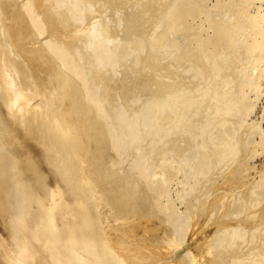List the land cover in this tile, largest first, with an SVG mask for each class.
Instances as JSON below:
<instances>
[{
  "label": "bare ground",
  "instance_id": "bare-ground-1",
  "mask_svg": "<svg viewBox=\"0 0 264 264\" xmlns=\"http://www.w3.org/2000/svg\"><path fill=\"white\" fill-rule=\"evenodd\" d=\"M255 1L259 5L254 9ZM45 2L46 12L34 20L37 33L47 23L61 22L63 31L72 32L74 42L70 48H62L52 40L43 45L47 52L31 47L32 39L22 41L21 34L15 33L6 21L10 5L1 6L0 51L5 48L6 56L12 50L23 55V66L13 61L9 65L29 78L30 83L22 78V85L28 86L30 92L15 96L21 89L13 84L12 91H7L3 82L10 86L12 78L1 68L0 264H125L123 258L129 256H124L121 236L134 205L131 199L130 210L125 206L116 212L108 208L100 195L102 187L97 183L94 188L91 182L97 177L95 171L107 168L104 176H108L109 166L117 164L113 157H106L110 156V148L119 155L127 147L132 152L130 174L150 181L151 189L152 177L168 184L178 179L176 198L194 196L203 203L200 196L204 193L199 190L205 183H209L205 189H210L231 166L236 169L232 176L241 171V158L251 153L247 144L257 126L253 122L246 124L245 118L253 111L263 76L264 0H214L209 6L208 0ZM25 6L33 8L30 0ZM123 6L131 12L122 14ZM167 57L175 67L181 61V85L145 76L141 79L144 91L136 93L132 84L121 85L113 97H98L82 68L85 63L93 70L99 77V86L101 79L117 76L122 62L135 66L144 60L161 68V61ZM147 63L143 62L145 67ZM168 64L163 66L167 68ZM167 74L170 75L164 76ZM50 80L59 90L40 95L50 107L46 116L42 104L30 108L28 100L39 87L42 91L47 87L52 93L53 88L46 82ZM81 93L84 103L80 101ZM252 93L253 99L249 98ZM86 102L91 106L87 114L93 132L84 129L83 133H91L87 138L82 134L87 140L82 147L78 140L81 133L68 131L73 144L66 145L53 130L60 122L59 131L68 129L73 111L82 123L81 111ZM126 158L123 156L122 161ZM190 175L194 177L191 186ZM227 179L234 180L230 176ZM262 187L264 170L256 183L247 185L242 197L221 203L227 219L217 222L222 226V235L213 238L208 248L223 240L228 259L216 258L208 251L211 257L205 264H264V200L255 196H262ZM160 197L159 194L158 202ZM169 206L176 208L174 199H169ZM191 207L194 205L186 206L184 218L175 215L177 229L185 236L192 226ZM203 214L197 219L207 218L208 213ZM238 214L242 217L232 218ZM168 243L178 246L179 236L174 235ZM242 243L251 245L244 252L236 251ZM239 258L246 261L242 263Z\"/></svg>",
  "mask_w": 264,
  "mask_h": 264
},
{
  "label": "rangeland",
  "instance_id": "rangeland-1",
  "mask_svg": "<svg viewBox=\"0 0 264 264\" xmlns=\"http://www.w3.org/2000/svg\"><path fill=\"white\" fill-rule=\"evenodd\" d=\"M28 1L29 0H0V8H1L0 15L2 14V10H3L1 6L10 5L9 7L11 9V12L9 13V18H7L6 21L13 26L15 33L21 34L22 41L23 40L25 42L28 41L27 38L32 39V42L30 44L31 47L34 48L40 47L44 50V46H43L44 43L48 40H52L54 44L62 48L63 47L70 48L72 46L71 43L74 42L71 40L72 32L68 33V31L66 32L63 31L61 29L62 26H60L61 23L60 21L59 24L55 22L52 23L54 25H52L51 23L45 24V27L43 26L41 29V33L40 34L37 33L36 31L37 26H35L34 20L37 21L38 17L41 18V14L44 13L43 11L46 12V8H45L46 2L45 0H30L33 8L29 9L25 6V4ZM212 2H214V0H208V6ZM258 5L259 2L255 1L254 9ZM125 7L126 6H123L121 8L119 7L122 14L128 12L130 13L132 9H130L129 7L128 8ZM124 8L126 10H124ZM108 12L109 11L107 10V14H109ZM4 49L3 51L2 50L0 51V70L1 68H4L5 71L8 73V77H10V79L12 78L10 86L7 83L3 82L4 88L7 91H12L13 89L12 84H13V87L15 85L20 86L19 88L21 89V92L17 91L18 93L16 92L15 96H22L23 94L29 95L30 90L28 86L22 85L24 84L23 79L26 82L30 83L29 78L24 77L23 73L18 74L11 68V65H9V63L13 61L23 66L24 64L23 55L20 53V51L18 52L12 50L13 53H9V55L6 56ZM51 56L54 57V55ZM35 57L36 56H34V59ZM189 57L191 58V56ZM9 58H11V60L8 62ZM169 58L170 57H167L166 59L168 61H166L165 58L161 61L163 62L161 64L162 66L160 65L161 68L158 67L159 66L158 64H150L144 60L138 61L137 65L135 66L133 65L130 66L129 62H122L119 64V69L117 68L119 70L118 71L119 73L118 72L116 73L117 76H115L114 79H110V80L101 79L99 86H97V81L99 77L94 74L93 70L85 63L84 65H82L81 63L80 64L83 66L81 67L85 70L87 74L86 81L88 82L89 87L93 89V91L96 93L98 97L102 98L109 96L113 97V95L121 89V85L129 86L128 84H132L131 86L135 88L134 92L136 93H140L141 91H144L143 90L144 88L142 89L143 84L141 83V79H143L145 76H149L153 78L154 81L160 79L166 81L167 83H171L173 85L176 84L181 85V71H180L181 61L178 62L179 66L175 67L174 65H172V63L169 62L170 60ZM66 60L71 62L70 57L66 58ZM143 62L147 63V67H145V64H143ZM165 62L167 64L168 62L170 63L168 64L167 68L163 66V64L165 65ZM174 63L176 64L177 62L174 61L173 64ZM140 64L143 67H141ZM124 65L127 66L123 68ZM16 69L21 71L17 65H16ZM165 73H169L170 75L167 74V76L165 77L164 76ZM253 73L256 75L257 70H254ZM43 74L44 73L41 72L40 75L42 76ZM185 80L187 81L188 79L186 78ZM46 82H49L48 83L49 86L53 88L52 93L49 91L47 87L43 91L40 87H39V91H37L38 88H36L34 89L35 91H37L36 94L34 95L33 98H29L28 102L30 108L42 104L44 110L46 111L44 115L49 116L48 113L50 112V107L48 106V102L45 105L46 100H44L45 98L43 99L40 95L42 94L44 96L46 94L48 95L55 94V92L58 91L59 89L57 88V85L54 80H50ZM259 86H260V93L258 92L259 96L255 100V106L253 108V111H251L249 115L245 118L246 124H249L251 122L257 124L256 128L252 132V135L250 136L251 142L247 144L251 153L248 156H246L245 159H243V157L241 156L242 161L239 160L242 162L241 171L236 172L235 176H232V172H233L232 170L236 171V169H234L231 166L228 170L225 169L221 174V176L214 181V183L212 182L213 185L211 186L210 189H205V187H207L209 183H205V185L201 187V190L198 189L199 191L204 193V195L200 196L201 200L204 199V203L197 202L194 196H188L185 199L181 197H179L181 199L176 198L177 195L176 190L180 188V185L178 184V179L172 180L168 184V182H166L165 180H161L159 178L156 179L152 177V185L154 189H151L148 186L150 181H146L142 177H138V176L136 177L129 173V163H130L129 159L131 157L130 154L132 153L130 151V148L124 147L120 151L119 155L117 154V152L113 147L110 148L109 151L110 156H106V157H109V159H112L113 157L114 161L117 164L115 166L107 165L110 167L108 176H104L105 173L108 171L107 168L105 169V171H95L97 177L95 179L93 178V181L91 180V182L94 188H96L97 183L99 184L100 187H102L103 191L101 192V194L100 193L99 194L102 196V199H104L105 204L108 206V208H110L113 212L118 211V209L123 206H125L124 208L125 210H130L129 203H131V199H132L134 206L132 204L131 205L134 207L135 210L127 218L126 221L127 223L125 224L124 222V225H127L129 223V225L132 228L129 227V225H127L128 227L125 226L123 230L125 234L123 233L121 236L123 237L121 241H123L124 242L123 245H125L124 251H126V253L123 251V253L126 254V255L124 254V256L126 257L129 256L128 258L125 257L123 258L126 261V262L124 261L125 264H134L133 262H135V264H191L190 261L191 259L195 261V264H205L206 258L211 257L208 256L207 254L208 251H211L216 258L221 257L223 259L224 256H227L228 259V255H229L228 248L223 240L219 241L218 244L216 245L212 244L210 248H208V246L212 242L213 238L219 239V237L222 235V232L219 231L220 229H222V226L221 225L218 226L217 222L222 221L221 219L224 220L227 219L226 215H223L224 206H222L221 203L223 201L227 202L228 200H231L232 197L234 199L235 196L242 197V193L246 192L247 185L249 187V185L256 183L258 179L261 177L262 171L264 170L263 169L264 168V68H263V76L259 80ZM254 96L255 95L252 93L249 95V98L253 99ZM59 98L60 100L63 99L64 95ZM80 101H82L83 103L85 102L82 93H81ZM86 104H88V102L85 103L84 108L81 111L83 116L82 123H79L78 121L79 115H77V112L73 111L69 114L71 119L69 122L68 129L65 130L61 129L59 131L62 125V123L60 122L58 123L57 127H55V129L53 130L55 131V135L57 139L61 140L64 144L66 145L73 144V140H70V138L68 137L69 136L67 134L68 131L69 132L71 131L73 133L75 131H79L81 133L79 135L78 140L81 143L80 145L82 147L84 146L85 142L87 143V140L86 141L83 140L82 134L85 136L84 138L89 137V134L91 132L88 135L83 132L84 129H89L90 131H92V128L89 125L91 120L90 115L87 114V111L90 112L91 106H88ZM96 117L99 116L97 115ZM123 156L127 157L126 159H124L125 162L122 161ZM147 157L149 159L148 154ZM115 158H117L118 161ZM233 165H235V163H233ZM125 171H127V175H124ZM188 173L192 174L190 171H188ZM228 176L234 179L233 182L227 179ZM193 181H194V177H192V175L188 176V184L190 186L193 184ZM111 183L114 184L113 187L110 186ZM116 185L119 186L118 190L114 189ZM262 188H263L262 196L261 197L257 195L255 196L258 197V199L261 198L263 202L264 187ZM201 192L196 191L198 195H200ZM226 192L228 194L230 193V195L228 196ZM159 194L161 195V197H160V201L158 202ZM169 199H171L172 201L174 199L176 205L175 209H170ZM192 204L194 205V207H191V209L194 211L192 224H191L192 226L187 229L188 236L187 235L185 236L184 231L181 232V230L178 231L177 229L178 222L177 220H175V215H180V217H182L186 206L188 205L190 206ZM203 211H205L206 214L208 213L207 218H203L204 220H201L199 218L197 219L198 216H202ZM170 213L172 215L171 218L169 217ZM205 213L203 215H205ZM240 214L242 215V213ZM240 214H238L239 216L233 215L232 218L239 219L240 217L243 216V215L241 216ZM182 218H184V216ZM199 221L200 222L202 221L201 222L202 226L199 223ZM196 222L198 225L196 224ZM213 223H215L214 224L215 226L213 225ZM199 226L200 228H197ZM191 231L194 232L192 233ZM188 233L191 236H189ZM165 234L168 236H166ZM176 234L179 236L180 244L178 246H175L174 244L171 243L169 244L168 242ZM138 236L140 237V239L137 238ZM148 236L149 238H147ZM160 236L162 237V239ZM181 237H183L182 241H181ZM155 241L160 245L157 244ZM134 242L136 244H134ZM249 245L251 244L246 245L245 243H242V245L236 251L244 252L247 249L246 247H249ZM119 251L120 250H117L116 255L120 253ZM239 260L242 263L246 261L244 258H239ZM215 264H220V263L216 262Z\"/></svg>",
  "mask_w": 264,
  "mask_h": 264
}]
</instances>
